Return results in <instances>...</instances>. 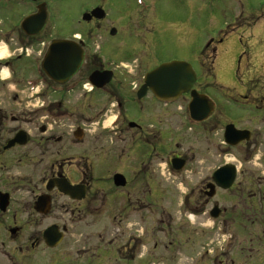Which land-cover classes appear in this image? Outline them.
<instances>
[{
    "label": "flooded vegetation",
    "instance_id": "1",
    "mask_svg": "<svg viewBox=\"0 0 264 264\" xmlns=\"http://www.w3.org/2000/svg\"><path fill=\"white\" fill-rule=\"evenodd\" d=\"M14 1L0 0V8H12ZM115 1L94 0L81 7L67 40L81 47L82 63L65 82L45 74L39 80L26 79L28 104L9 116L14 129L6 139L2 132L7 115L0 108V194L7 193L9 201L5 209L0 207V264H102L105 252L108 264H147L148 257L154 259L149 264H186L180 262L185 257L192 260L189 264H204L210 257L194 247L208 246L212 233L227 239L220 256L229 255L243 237L264 243V75H257L263 81L258 89L233 99L244 110L235 118L214 106L203 120L194 121L187 110L189 92L163 102L158 100V82L156 92L145 82L147 73L163 62H158V0H121L118 7ZM230 1L227 15L201 45L264 49V0ZM31 2L26 16L45 12L46 19L29 38L46 48L38 35L53 27L48 22L50 3ZM205 3L201 0L199 9ZM94 9L101 17L91 14ZM191 20L187 13L173 22V38L182 48L202 37ZM207 20L210 24L209 15ZM13 27L4 24L0 33ZM99 31L106 33L107 43H91ZM17 70L13 65L11 74L18 75ZM197 85L192 88L201 93ZM180 100L186 105H176ZM179 118L192 130L202 129L206 148L200 157L161 142L164 137L173 142ZM19 131H24L25 142L7 146ZM26 161L34 177L30 196L11 209L13 181L6 168ZM171 174L174 179L183 174L179 180L184 189L162 186V178ZM56 180L73 186L72 196L49 184ZM159 233L170 239L161 241ZM57 237L56 245L48 244ZM150 238L152 247L147 246ZM37 250L64 256L37 261ZM252 252L257 249L250 244ZM229 264H234L232 259Z\"/></svg>",
    "mask_w": 264,
    "mask_h": 264
},
{
    "label": "rangeland",
    "instance_id": "2",
    "mask_svg": "<svg viewBox=\"0 0 264 264\" xmlns=\"http://www.w3.org/2000/svg\"><path fill=\"white\" fill-rule=\"evenodd\" d=\"M48 1V22L50 26H53L50 31L38 35V39H42L47 43L54 39H68L72 32L75 31L76 21L78 19L79 11L82 6L91 4L94 0H46ZM121 1V0H119ZM119 1L114 2V6L118 7L120 5ZM201 0H158V62L169 59H175L178 61H185L189 63L196 73L198 87L201 88V93L206 95L214 102L216 111L218 108H222L227 114V117L235 118L241 108L236 106L233 101L234 98H238L240 95L244 94L248 90L258 89L262 84V79H258L257 75H264V49H247L242 46L232 45V44H217L212 45V48L206 51L201 42L206 38L207 34L210 32L212 34L214 29H217L221 17L228 13V7L231 6V1L228 0V4L223 5L221 0H205L206 6L199 9ZM255 1V0H249ZM13 7L8 9L0 8V27L4 24L15 25L13 29L8 33H0V43L2 44L3 56L13 55L18 52L17 46H33L34 50L30 53V57L20 56V59L13 55L9 64V69L11 66H15L18 71L16 74L9 77L8 80H0V108L3 113H6L7 117L3 119V139L8 138L13 133L14 124L9 119L11 114L18 106L25 107L28 103H25L29 99L31 93L28 92L25 77H32L38 80L43 77L42 71L40 69L41 56H37L36 50L39 46L35 43H29L28 36H24L19 31L20 23L29 11L33 8L31 0H16L14 1ZM227 7V8H226ZM193 11V12H189ZM187 13L192 15L191 24H193L197 31L200 32L202 37L197 42L190 44L187 48L183 45H179L173 38V22L179 20ZM112 15V13H111ZM210 17V24L207 20V16ZM191 19V18H190ZM101 38H100V37ZM177 38V36H175ZM106 33L97 32L95 36L91 39V43L102 45L107 43ZM214 48V49H213ZM0 49V50H1ZM22 50V49H21ZM20 50V51H21ZM214 56L212 59H210ZM212 60V62H211ZM161 62V63H163ZM3 63V61H0ZM3 66V65H2ZM0 67V71L1 68ZM16 71V73H17ZM11 72V71H10ZM3 77V76H2ZM4 78V77H3ZM44 78V77H43ZM17 96L18 100H15ZM54 96V95H53ZM58 94L54 96L57 98ZM18 102H15V101ZM19 104V105H18ZM176 105L182 106L186 105V101H179ZM62 118H57L56 121L60 122ZM177 125L173 127L174 138L171 137L173 142L167 143L164 137L161 142L167 148L168 146L173 147L177 152L187 155L190 151L194 152L195 156L200 157L206 148L205 137L202 135V129L192 130L183 124L182 119H178ZM187 123V122H186ZM216 138H212V142H216ZM177 141V147H176ZM25 161V160H24ZM256 164L260 162L255 161ZM162 166V164H161ZM251 169V167H248ZM7 170H10V175H12L13 183L9 185V189L13 192V204L11 209L17 207V205H23V202L29 199L30 189H32V184L30 183L34 177L32 176V170L30 163L17 162L8 165ZM3 172V171H2ZM1 173V171H0ZM172 175V174H171ZM183 175V174H182ZM181 175V176H182ZM180 175L177 179H174L173 175L162 178L165 189H184ZM187 179V178H186ZM163 186V187H164ZM166 208H168L166 206ZM215 229V225L212 224ZM213 231V230H212ZM158 238L161 241L166 238L162 233H159ZM177 237L175 238L176 241ZM161 241L158 244L162 243ZM154 239L150 238L148 240L147 246L152 247ZM23 244V242H18ZM9 244L8 242L4 243ZM251 246L257 249V252L249 253ZM221 245L225 248L227 245V239L223 241V237L220 235L211 234V238L208 241V246L205 247H194V250L200 251L201 254L206 255L209 260H206L204 264H229L231 259L234 264H264V243L258 245V243L247 242L243 237L242 242L235 244L229 251V255L220 256L223 250H221ZM240 245H242V251H240ZM262 246V249L259 248ZM6 250L9 248L4 247ZM205 248H210V252ZM237 249L239 251H237ZM38 251V250H37ZM232 252L234 254H232ZM102 254V253H101ZM102 254V264H108L109 261L105 259L108 254ZM64 255H50L48 253L36 254L37 261H43L47 258H53L54 260H60ZM256 258V259H255ZM223 259V262H218V260ZM153 260V258H147ZM186 261V262H185ZM189 264L192 260L186 258L181 260ZM41 263V262H40ZM29 264H38L37 262H30ZM101 264V263H99ZM112 264V263H110Z\"/></svg>",
    "mask_w": 264,
    "mask_h": 264
},
{
    "label": "water",
    "instance_id": "3",
    "mask_svg": "<svg viewBox=\"0 0 264 264\" xmlns=\"http://www.w3.org/2000/svg\"><path fill=\"white\" fill-rule=\"evenodd\" d=\"M98 11V9H94L91 14H96L98 17H101ZM86 15L87 14H84V17H86ZM45 19V12L28 16L22 22L21 28L26 35H36L39 33ZM35 21L38 27L32 29L30 26ZM82 59L83 52L74 41L61 39L53 40L49 44L43 58L42 69L52 80L64 82L76 73L82 63ZM145 82L153 92H156V83L158 82V98L161 100H172L181 93L190 92L191 99L188 103V110L191 118L194 120H203L213 111L214 103L206 95L198 93L195 89H191L192 85L196 82V74L192 66L187 62L173 60L162 63L147 73ZM24 138V132L19 131L8 142L7 146H11L15 142L22 144L25 142ZM120 177V175L116 174L117 179ZM227 179L229 184L232 175L227 176ZM53 183L60 191L69 195H71V190L74 189L66 180L49 182V184ZM42 199L43 198H39L38 201L43 203ZM8 202V194L1 193L0 207L5 209ZM58 241L59 237L51 243L48 241V244L54 246Z\"/></svg>",
    "mask_w": 264,
    "mask_h": 264
},
{
    "label": "bare ground",
    "instance_id": "4",
    "mask_svg": "<svg viewBox=\"0 0 264 264\" xmlns=\"http://www.w3.org/2000/svg\"><path fill=\"white\" fill-rule=\"evenodd\" d=\"M2 48V44L0 43V49ZM4 53V51L1 49L0 50V56H2V54ZM3 75H6V73L5 72H3Z\"/></svg>",
    "mask_w": 264,
    "mask_h": 264
},
{
    "label": "trees",
    "instance_id": "5",
    "mask_svg": "<svg viewBox=\"0 0 264 264\" xmlns=\"http://www.w3.org/2000/svg\"><path fill=\"white\" fill-rule=\"evenodd\" d=\"M214 56L212 55V57L210 58V59H212ZM211 62H212V60H211Z\"/></svg>",
    "mask_w": 264,
    "mask_h": 264
}]
</instances>
